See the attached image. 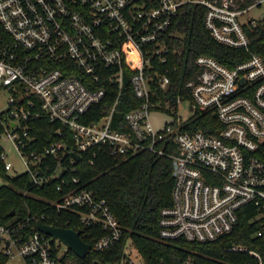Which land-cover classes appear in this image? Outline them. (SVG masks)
<instances>
[{"label":"built area","instance_id":"1","mask_svg":"<svg viewBox=\"0 0 264 264\" xmlns=\"http://www.w3.org/2000/svg\"><path fill=\"white\" fill-rule=\"evenodd\" d=\"M185 4L204 6L203 23L212 38L243 50L247 57L229 67L199 54L196 78L175 94L168 56L170 38L178 33L171 27ZM263 4L264 0H0V87L8 97L0 122L30 180L43 185L60 175L58 151L63 156L70 152L73 161L74 154L102 145L122 158L144 150L169 154L172 201L160 210V237L213 240L232 231L240 208L250 205L256 210L252 220L258 223L255 234L262 250L242 244L228 250L247 252L255 264H264V58L250 49L249 35L261 22L250 11ZM127 80L141 103L124 113L125 129L114 126L113 120ZM114 83L118 92L113 104L87 121L97 114L106 84ZM188 92L190 96H184ZM200 109L216 115L221 127L209 124L216 133L186 127ZM152 111L170 117L162 128L154 127ZM46 118L66 128L72 147L55 141L37 151L30 122ZM56 133L63 136L64 131L59 128ZM168 144L176 145V152H168ZM49 155L56 158L53 171L45 162ZM1 159L5 170L13 167L4 151ZM71 181L79 182L76 177ZM51 203L57 210L77 211L82 223L106 229L90 248L101 251L122 237V227L105 199L89 188H68ZM30 220H0V253L17 252L23 264H67L65 245L36 224L29 229ZM123 248L120 264H143L131 241Z\"/></svg>","mask_w":264,"mask_h":264},{"label":"trees","instance_id":"2","mask_svg":"<svg viewBox=\"0 0 264 264\" xmlns=\"http://www.w3.org/2000/svg\"><path fill=\"white\" fill-rule=\"evenodd\" d=\"M204 12L202 5L185 4L180 7L172 22L171 30L178 35L170 38L168 67L172 78V91L175 94L182 93L180 91L186 81L196 78L199 69L195 60L199 54L215 57L229 67L247 57L243 50L228 47L212 38L203 23ZM249 35L250 49L264 58V19ZM117 92L118 86L115 83L106 84V96L99 102L97 114L86 120L97 119L99 109L113 104ZM121 94L115 108L113 124L127 129L123 120L124 113L138 106L141 99L134 94L128 80L123 85ZM184 96L189 97V92ZM171 102H175V97L171 98ZM209 124L218 129L221 127L212 111L203 112L200 109L186 127L202 128L216 133L217 130ZM59 128L64 131L63 136L56 133ZM2 129L0 122V134ZM29 131L36 137L37 151H42L43 146L55 141L65 142L67 147L73 146L66 128L47 118L30 122ZM3 151L0 144V171L4 173L5 167L1 159ZM168 152H176V145L168 144ZM58 158L62 164V172L48 184H34L25 171L9 178L11 185H0V220L15 221L29 217V229L35 226L38 219L48 224L70 227L80 230L82 239L92 245L94 240L106 233V229L100 224L82 223L77 211L69 208L57 210L51 203L60 200L68 188L91 189L98 198L105 199L119 221L123 234L113 246L101 251L91 247L84 257L67 248V264H120L127 241H131L138 248L143 264L256 263L247 252L228 250L234 244L262 250L263 244L255 234L259 228L258 223L252 220L256 210L250 205L240 208L238 223L232 231L213 240L198 242L181 237L169 240L160 237V210L169 206L172 201L173 161L169 154L160 155L144 150L122 158L113 156L109 147L102 145L82 151L78 160L73 161L70 152L63 156L61 151H58ZM45 162L50 165L49 171H53L56 158L49 155ZM72 177H76L79 182L71 181ZM61 178L65 181L61 182ZM11 211L14 213L12 216L9 214ZM7 258L6 254L0 253V264H4Z\"/></svg>","mask_w":264,"mask_h":264},{"label":"rangeland","instance_id":"3","mask_svg":"<svg viewBox=\"0 0 264 264\" xmlns=\"http://www.w3.org/2000/svg\"><path fill=\"white\" fill-rule=\"evenodd\" d=\"M251 15L257 19H264V4L255 7L250 11ZM7 93L5 90L0 87V111H5L7 108ZM182 113L185 115L188 113L187 109H185L184 103L181 106ZM170 117L163 113L151 112L150 119L154 125V127L162 128L164 122ZM0 144L4 149L5 159L12 164V168L9 170H5V172L0 171V185L6 184L11 185L9 178L14 177V175L25 172L26 166L24 165L18 151L14 148V145L10 140L7 139L6 132L1 130L0 134ZM66 247V246H65ZM13 254L9 255L4 264H23L21 256L12 251Z\"/></svg>","mask_w":264,"mask_h":264},{"label":"water","instance_id":"4","mask_svg":"<svg viewBox=\"0 0 264 264\" xmlns=\"http://www.w3.org/2000/svg\"><path fill=\"white\" fill-rule=\"evenodd\" d=\"M79 157V154H74L75 160H78ZM9 214L12 216L14 213L11 211ZM36 227L43 233L59 239L66 248H69L80 257H84L90 250V243L82 239L80 230H75L70 227H61L52 223L48 224L42 220L36 221Z\"/></svg>","mask_w":264,"mask_h":264}]
</instances>
